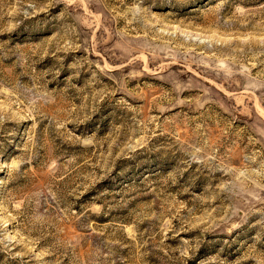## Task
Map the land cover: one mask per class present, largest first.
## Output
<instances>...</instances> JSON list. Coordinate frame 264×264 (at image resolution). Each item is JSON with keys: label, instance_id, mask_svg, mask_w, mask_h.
Wrapping results in <instances>:
<instances>
[{"label": "rangeland", "instance_id": "1", "mask_svg": "<svg viewBox=\"0 0 264 264\" xmlns=\"http://www.w3.org/2000/svg\"><path fill=\"white\" fill-rule=\"evenodd\" d=\"M0 264H264V0H0Z\"/></svg>", "mask_w": 264, "mask_h": 264}]
</instances>
